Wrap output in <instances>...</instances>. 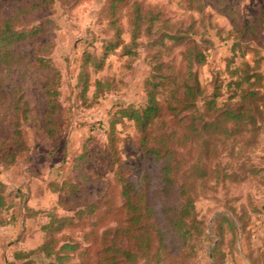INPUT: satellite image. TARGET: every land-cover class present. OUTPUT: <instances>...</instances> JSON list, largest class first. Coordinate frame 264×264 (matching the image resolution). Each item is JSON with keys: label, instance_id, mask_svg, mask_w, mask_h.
Wrapping results in <instances>:
<instances>
[{"label": "trees", "instance_id": "trees-1", "mask_svg": "<svg viewBox=\"0 0 264 264\" xmlns=\"http://www.w3.org/2000/svg\"><path fill=\"white\" fill-rule=\"evenodd\" d=\"M91 1H13L7 13L0 8V89H5L2 94L8 111L7 127H0V155L6 161L3 169L12 168L18 156L30 151L26 125H32L45 140L56 137L60 129L62 78L49 58L54 45L47 25L53 22L44 16L56 5L67 9ZM178 3L190 22L176 21L161 5L143 0L101 3L97 18L105 23L108 38L102 41L101 54L86 50L82 55V100H87L93 86L95 98L114 90L111 80L93 79L112 55L134 61L143 50L149 69L143 86L144 102L121 106L110 121L108 140L114 179L104 185L119 189L120 204L107 198V188L92 199L71 178L50 183L49 188L59 200L43 212L47 222L40 228L42 243L33 250L16 253L8 264H38L36 256L44 257L43 264H199L206 259L226 264L224 225L228 224L234 233L236 227L226 216L220 217L219 240L212 246L215 239L208 234L196 205L200 199L218 194L220 188L229 187L228 183L237 182L240 174H258L239 160L247 159L243 150L255 148L261 138L264 76L259 62L253 67L243 60L231 72L233 79L227 87L233 93L226 101L219 103L222 85L218 81L212 94L206 92L199 71L207 65L208 52L214 47L206 37L208 26L216 28L211 26L206 8L212 4L231 19L234 47L242 50V58L250 51L259 53L264 41V13L247 18L242 14V0ZM198 25L205 29L201 34ZM32 49V54L24 53ZM5 67L20 70L22 75L29 70L43 72L42 118L35 115L23 85H12L9 76L2 75ZM124 120L135 127L130 139V146L139 154L135 164L118 156L116 126ZM82 176L86 184L88 176ZM4 188L0 182V212L10 208ZM59 209L74 213L60 215ZM27 210L29 217L38 214L32 208ZM92 216L95 220L86 221ZM109 217H115L111 226ZM242 229L245 232V225ZM77 230L82 233L81 239L72 234Z\"/></svg>", "mask_w": 264, "mask_h": 264}, {"label": "rangeland", "instance_id": "rangeland-1", "mask_svg": "<svg viewBox=\"0 0 264 264\" xmlns=\"http://www.w3.org/2000/svg\"><path fill=\"white\" fill-rule=\"evenodd\" d=\"M13 1L28 2V0H0L3 13L10 10ZM143 1L151 5H161L176 21L190 22L181 9L179 0ZM102 2L103 0H93L67 9L56 5L49 14L44 16L53 22L47 25L54 45L49 58L60 71L62 78L59 97L62 110L59 118L60 129L56 137L45 140L39 136L40 134L32 125H26L24 133L30 151L18 156L16 165L9 169H3L6 161L0 155V182L5 184L4 193L10 206L7 211L0 212V264H8L14 261L16 253L33 250L42 243L43 234L40 228L47 222L43 212L55 207L59 200L58 195L52 193L49 188L50 183H61L71 178L82 186L92 199H97L101 190L107 188V198L120 204L119 189H110L104 185L114 179L112 151L108 140L110 121L121 106L131 104L138 106L144 102L143 86L149 69L143 50L134 61L112 55L108 58L105 69L93 79L94 81L96 79L111 80L115 84L114 90L95 98L96 88L93 86L87 94V100H82L80 96L82 55L86 50L101 54L102 41L108 38L105 33V23H101L97 18ZM241 10L247 18H258L261 13H264V0H242ZM206 11L211 14V26H216V28L208 26L206 34V37L214 43V47L209 50L207 65L199 71V77L208 94L213 93L216 81L222 85L219 97V103H221L232 95L233 89H229L227 84L233 79L231 72L243 60L251 63L253 67H256L254 62H259L260 71L264 76V41L258 48L259 53L250 51L245 58H242V50L234 47L231 19L227 15H222L212 4L207 6ZM196 18H198L197 15ZM125 27L129 31L128 26L125 25ZM204 31V27L200 26V34ZM124 38L128 41L129 34L126 33ZM33 51L32 49L24 53L32 54ZM28 60L29 58H26L25 62L27 63ZM2 71V75L9 76L12 85L17 83L23 85L32 101L35 115L42 118L45 112L42 97L45 82L43 72L29 70L22 75L20 70H8L6 67ZM5 81L8 82L7 78ZM261 89L264 92V80ZM4 92L5 89L1 88L0 127L4 125L6 128L8 111L6 99L2 94ZM262 124V134L258 145L255 148L243 150L247 159L239 160V162L245 161V165L253 168L258 174H240L237 182L228 183L229 187L220 188L218 194H210L200 199L196 205L200 219L207 226L208 234L215 239L212 246L219 240L216 235H218L220 217L226 216L236 227L237 233H234L228 224L224 225L226 233L223 250L227 255L226 264H256L255 260L264 261V255L260 257L259 253L257 254V249L264 242L260 236H257L261 234L264 226L262 209L264 205V122ZM134 135L133 123L124 120L116 126L118 156L122 161L132 164L137 162L139 156L130 146V139ZM81 156L85 158L80 160ZM84 174L88 176L86 184L83 181ZM27 208L34 209L38 213L37 216L29 217L30 212ZM73 213L59 209L60 215ZM95 218L92 216L86 221H93ZM114 220L115 217H109L110 226ZM242 225H245V232ZM72 234L82 238L79 230ZM248 235H251V239ZM252 235L256 236L253 238ZM34 260L38 264L46 261L43 256H36ZM199 264H214V260L206 259Z\"/></svg>", "mask_w": 264, "mask_h": 264}, {"label": "crops", "instance_id": "crops-1", "mask_svg": "<svg viewBox=\"0 0 264 264\" xmlns=\"http://www.w3.org/2000/svg\"><path fill=\"white\" fill-rule=\"evenodd\" d=\"M263 209V213H264V205L262 207ZM256 235H252V237L254 238ZM257 236H260L261 237V240L264 241V226H263V229H262V232L260 235H257ZM259 253L260 257L264 255V242L262 243V246L260 248L257 249V254ZM250 264V263H248ZM260 264H264V261H260Z\"/></svg>", "mask_w": 264, "mask_h": 264}]
</instances>
